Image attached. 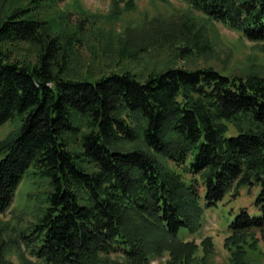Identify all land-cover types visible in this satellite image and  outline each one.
<instances>
[{
  "label": "trees",
  "instance_id": "obj_1",
  "mask_svg": "<svg viewBox=\"0 0 264 264\" xmlns=\"http://www.w3.org/2000/svg\"><path fill=\"white\" fill-rule=\"evenodd\" d=\"M183 1L264 48V0ZM42 2L0 15V127L16 124L0 140V214L25 179L47 185L22 236L27 263L151 264L168 252L169 264H189L198 245L179 234L199 233L208 210L258 186L256 212L239 211L223 244L230 264H251L264 243V75L211 66L143 80L71 75ZM21 43L37 47L34 61L15 55ZM200 245L215 252L211 237ZM118 253L123 262L110 257Z\"/></svg>",
  "mask_w": 264,
  "mask_h": 264
},
{
  "label": "rangeland",
  "instance_id": "obj_2",
  "mask_svg": "<svg viewBox=\"0 0 264 264\" xmlns=\"http://www.w3.org/2000/svg\"><path fill=\"white\" fill-rule=\"evenodd\" d=\"M24 1L29 0H0V15ZM39 11L70 49L71 75L90 73L100 77L128 71L143 80L151 72L209 66L225 74L264 75L262 44L243 38L240 32L191 9L183 0H137L132 6L124 1L115 5L112 0H43ZM36 50L31 44L21 43L15 55L34 61ZM15 127L9 122L0 127V140ZM46 187L38 178L25 179L10 208L0 214V260L14 264L35 261L22 236L30 232L43 210ZM259 192L258 186L242 188L238 196H227L218 207L207 211L199 233L179 234L183 242L198 245L189 264H230L223 247L227 225L241 210L256 212L254 203ZM206 237H211L215 247L209 257L200 245ZM110 257L124 261L121 253ZM249 260L251 264H264L263 242L259 250L249 252ZM169 261L168 252L150 260L151 264Z\"/></svg>",
  "mask_w": 264,
  "mask_h": 264
}]
</instances>
